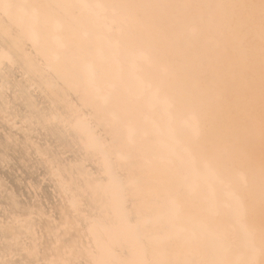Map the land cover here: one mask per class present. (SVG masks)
I'll list each match as a JSON object with an SVG mask.
<instances>
[{"label":"bare ground","instance_id":"bare-ground-1","mask_svg":"<svg viewBox=\"0 0 264 264\" xmlns=\"http://www.w3.org/2000/svg\"><path fill=\"white\" fill-rule=\"evenodd\" d=\"M0 264H264V0H0Z\"/></svg>","mask_w":264,"mask_h":264}]
</instances>
